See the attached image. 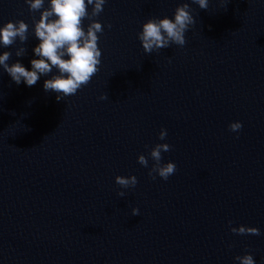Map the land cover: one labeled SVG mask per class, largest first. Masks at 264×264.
Segmentation results:
<instances>
[{
	"label": "water",
	"instance_id": "obj_1",
	"mask_svg": "<svg viewBox=\"0 0 264 264\" xmlns=\"http://www.w3.org/2000/svg\"><path fill=\"white\" fill-rule=\"evenodd\" d=\"M183 2L106 0L99 71L62 100L43 88L55 69L29 87L0 66V264H240L249 253L264 264V0L226 11V0H186V44L146 53L143 23ZM42 11L0 0V26L29 24L23 45H0L9 64L38 58ZM157 143L177 166L167 180L149 176L150 156L138 162ZM117 175L138 183L121 188ZM240 225L260 234L231 231Z\"/></svg>",
	"mask_w": 264,
	"mask_h": 264
},
{
	"label": "clouds",
	"instance_id": "obj_2",
	"mask_svg": "<svg viewBox=\"0 0 264 264\" xmlns=\"http://www.w3.org/2000/svg\"><path fill=\"white\" fill-rule=\"evenodd\" d=\"M201 9H208L209 0H193ZM224 2V0H222ZM230 0H226L225 11ZM29 10L37 12L43 9L40 18L34 20V36L40 42L35 46L34 53L38 58L31 60V69L25 67L20 61L9 64L12 52L4 51L0 54V66L10 75L12 80L19 85L24 82L27 86H34L41 75L47 76L56 70V74L44 81L43 88L46 92L57 93V100L75 95L79 89L88 85L92 77L99 71L102 50L99 47V35L104 31V26L98 17L104 10L106 0H50L45 7V0H26ZM89 6L91 12H89ZM85 19L90 23L84 27ZM196 23L190 4H179L174 12V18L169 16L152 17L143 23L142 31L138 38L142 42L146 53L159 51L170 47L172 44L184 46L185 33L191 25ZM112 27L111 24L108 25ZM29 24L23 20H9L0 26V45L5 49L16 43L17 38L23 45L28 40ZM26 49L20 47L16 56L25 55ZM101 99H108L104 93ZM241 121H234L229 125L231 131L238 132L242 129ZM167 129H162L159 139L165 140ZM148 147V146H146ZM171 150L168 143H157L150 148L148 155L140 154L138 162L148 167L149 156L154 163L149 169V176H156L167 180L176 171L174 161L163 162L162 153ZM115 181L121 188H134L138 179L135 175H117ZM125 195L123 191L119 193ZM132 215H139V208L132 209ZM232 222L229 221V224ZM231 231L237 234H260V229L252 226L240 225L232 227ZM240 264H256L252 254H245L235 258Z\"/></svg>",
	"mask_w": 264,
	"mask_h": 264
}]
</instances>
